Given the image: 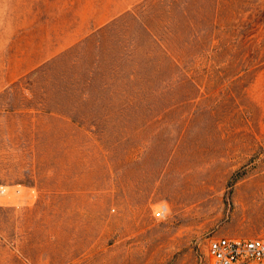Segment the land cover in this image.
Masks as SVG:
<instances>
[{
  "label": "rangeland",
  "instance_id": "obj_1",
  "mask_svg": "<svg viewBox=\"0 0 264 264\" xmlns=\"http://www.w3.org/2000/svg\"><path fill=\"white\" fill-rule=\"evenodd\" d=\"M90 68L119 102H67ZM0 185V264H209L264 235V0H0Z\"/></svg>",
  "mask_w": 264,
  "mask_h": 264
},
{
  "label": "built area",
  "instance_id": "obj_2",
  "mask_svg": "<svg viewBox=\"0 0 264 264\" xmlns=\"http://www.w3.org/2000/svg\"><path fill=\"white\" fill-rule=\"evenodd\" d=\"M0 185V195L6 194ZM164 206L155 211L162 216ZM209 264H264V235L252 238L213 237L208 241Z\"/></svg>",
  "mask_w": 264,
  "mask_h": 264
},
{
  "label": "crops",
  "instance_id": "obj_3",
  "mask_svg": "<svg viewBox=\"0 0 264 264\" xmlns=\"http://www.w3.org/2000/svg\"><path fill=\"white\" fill-rule=\"evenodd\" d=\"M103 25L102 26H98V25H93V27H91L90 29H88V35H101V32L103 30ZM90 32V33H89ZM73 41H69L67 43L66 46L63 47V51H69V52H73L71 55L74 54V56H79V55H83L85 53V49L84 47H82V43L83 45L86 43V41H91V39L89 37H87L86 34L82 35V36H79L77 37L76 39H72ZM94 46H98L96 51L99 52L100 48H102L103 46H101L102 44V40H101V37H96L95 36V40H94ZM89 44V43H88ZM87 44V45H88ZM93 46V47H94ZM84 50V51H83ZM83 51V52H82ZM96 54V53H95ZM99 55V54H98ZM98 58V56H97ZM96 56H95V60H94V63L96 64ZM92 70L95 71L94 68H90V70L88 71L89 74L85 75V74H81V73H78L77 77L76 78H71L70 82H71V95L72 97H75L77 95L78 98H71V99H68L67 102L69 103H85L87 102V100H91V101H94V102H114V101H118L119 102V98L116 99V98H112L114 95H112V92L111 94H105L103 90H105L108 85L106 83H104V86L102 87V84H100L99 87V91L97 94V96H95L96 98H87V97H90V95L87 96V90L86 88L88 87H95L97 86V84L95 83V81H92V79H95L97 76L95 74L92 75ZM101 77V75L99 76ZM107 91V90H105ZM104 92V94H103ZM103 95H106L108 96V98H101L103 97ZM121 101V100H120ZM61 117H64L66 119H75V118H84L86 117L85 114H82L80 112H73V111H69V112H63L59 114ZM79 130V129H78ZM67 162H88L87 160H79V158H75L73 157L71 160H68ZM100 162H104V160H101Z\"/></svg>",
  "mask_w": 264,
  "mask_h": 264
}]
</instances>
